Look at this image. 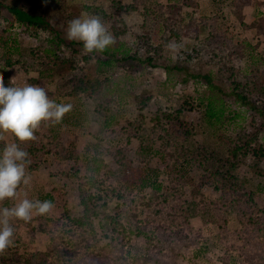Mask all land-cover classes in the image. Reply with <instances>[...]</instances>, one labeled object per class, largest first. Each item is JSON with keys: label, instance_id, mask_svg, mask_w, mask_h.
Instances as JSON below:
<instances>
[{"label": "trees", "instance_id": "1", "mask_svg": "<svg viewBox=\"0 0 264 264\" xmlns=\"http://www.w3.org/2000/svg\"><path fill=\"white\" fill-rule=\"evenodd\" d=\"M140 1L144 8L145 24L160 28L162 33L175 38L182 37L181 26H187L183 9L197 6L194 0H169L166 5L158 0ZM60 2L64 9L68 0ZM227 2L233 18L241 27L258 37L264 36V3L261 0ZM3 8L18 23L28 26L44 24L51 30L55 29L48 20L27 11L19 0H0V9ZM65 8L68 10V7ZM248 8L253 9L255 14L251 23L246 20ZM69 10L78 12L74 19L81 18L78 6L76 10L71 7ZM199 26L207 32V36L198 34L194 38L191 55L188 54L186 58L192 63L203 61L217 66L219 73L225 74L227 82L233 87L230 96L264 120V55L260 52L264 42L254 46L247 39L237 42L228 34L226 18L220 14L202 20ZM120 32L115 34L118 38L125 34L124 31ZM15 45L9 47L0 38V75L4 77L6 87L10 86V71L17 66H26ZM164 46L155 49L157 54ZM104 53L107 54L108 50L105 49ZM49 54L50 51L46 50L44 64L42 62L41 65L46 70H54L55 63ZM236 59L243 62L242 67H236ZM48 62L53 63L52 68L48 67ZM149 62H152V58ZM202 78L212 92L203 101L204 123L213 131L212 137L215 138L212 146L194 145L193 134L183 121L184 109L161 110L152 121L147 122L142 117L150 98L141 99L138 107L141 118L128 123L124 131L128 137L141 140V160H150L155 154H160L165 169L147 167L139 175L126 176V165L119 163V169L113 170L100 158L101 144L98 141L90 142L82 156L77 157L82 158L87 167L86 176L79 180L82 207L79 215H65L57 228L52 226L53 220L48 213L38 215L35 209L30 221L12 218L9 221L14 230L12 242L0 252V264H199L200 258L206 255L207 245L203 236L193 237L191 220L202 217L216 224L220 238L228 241L232 214L239 222L237 236L240 244L219 257V262L264 264V208L257 207L258 192L246 190L236 175L238 163L250 154L257 159L264 158V145L259 134H254L249 140L244 136L233 139L221 133L225 121L237 118L238 114L236 111L227 113L223 99L214 95L215 91L222 94L223 91L214 84L212 76ZM69 86V96H84L95 101L101 88L104 89V85L98 81L79 77H75ZM98 106L103 108L101 103ZM106 110L105 107L104 112ZM34 134L35 140L24 143L12 134L20 149L28 153L25 168L31 174L39 172L49 157L63 160L72 158L63 153L61 131L51 128L49 121H42ZM6 145L5 133L0 131V152ZM196 171L200 174L197 184L193 180ZM164 175L165 179H162ZM258 177L264 180V172L260 171ZM24 185H19L14 199L0 202V210L16 205ZM208 187L220 194L217 201L205 195L204 190ZM147 191L148 195H139V192L143 194ZM194 197H199V200ZM127 199L131 207L122 208L121 202ZM141 208L150 210L153 218L143 221ZM108 209L112 210L109 223L98 227L96 219ZM35 223H38V231L48 237L50 250L23 254L20 230L26 228L33 232L36 230ZM132 233L143 238L147 245L145 252L138 254L135 260L128 249Z\"/></svg>", "mask_w": 264, "mask_h": 264}, {"label": "rangeland", "instance_id": "2", "mask_svg": "<svg viewBox=\"0 0 264 264\" xmlns=\"http://www.w3.org/2000/svg\"><path fill=\"white\" fill-rule=\"evenodd\" d=\"M194 1L197 3L196 8L183 9L187 26H181L180 38L145 24L144 8L140 0H68L64 9L60 0H19L32 15L48 20L54 30L44 24L28 26L18 23L6 9H0V38L9 47L15 44L18 46L26 65L14 67L10 71L11 80L16 77L13 83H30L43 87L50 100L70 106V110L59 122L49 120V125L61 131L62 151L72 158L63 160L49 157L35 174L25 168L29 183L24 185L16 204L24 199L33 202L51 201L54 207L48 215L55 228L59 227V221L65 215L78 216L82 210L79 180L86 176L87 167L82 158L77 157L82 156L90 142L98 141L101 144L100 158L113 170L119 169V163L126 165V176L139 175L147 167L163 171L165 166L160 154H155L150 160H141V140L128 137L124 131L128 123L141 118L138 110L141 99L150 98L142 117L147 122L152 121L161 110L184 109L183 121L193 134L194 145L212 146L215 139L212 137L213 131L204 123L203 101L212 94L209 85L202 78L205 75H211L214 84L223 91V94L215 91L214 95L223 99L227 113L236 111L238 114L237 118L225 121L221 133L233 139L244 136L249 140L254 134H259L261 144L264 145V120L258 113L247 106H241L230 96L233 87L227 82V76L220 74L217 66L203 61L192 63L186 58L188 54L191 55L194 38L198 34L207 36L199 23L217 14L226 18L227 32L237 42L247 39L254 46L264 42V36L258 37L241 27L233 18L227 0ZM261 1L264 3V0ZM158 2L166 5L169 0ZM77 6L81 17L83 14L99 16L114 36L115 42L106 48L107 54L104 51L88 53L82 42L68 39L69 22L78 15V12L73 13L69 7L76 10ZM246 17L248 23L255 19L253 9L246 10ZM120 30L125 34L118 38L115 34L122 33ZM170 44L174 47H169ZM161 45L165 46L157 54L155 49H159ZM46 50L50 51L51 60L55 63L53 66V63L48 62V67L53 66L54 70L42 68ZM260 52L264 55V44ZM234 64L237 68L243 66L240 59H236ZM262 71L264 72V64ZM75 77L98 81L104 85V89L101 88L97 94L96 101L84 96L74 98L68 95L69 83ZM105 107L107 110L104 112ZM4 133L8 144L15 143L10 132ZM260 171L264 172V158L257 159L254 154H250L238 163L236 175L246 190L258 192L257 207L264 208V180L258 177ZM193 176L194 183L197 184L200 174L196 171ZM162 179H165V175ZM204 193L213 201L220 198V194L213 188L205 189ZM148 194V191L143 194L139 192L141 196ZM194 199L199 200V197ZM121 207H131L130 200L122 201ZM111 213L112 210L108 209L96 219L98 227L109 223ZM140 214L143 221L153 218L152 212L146 208H141ZM191 225L193 237L203 236L207 245L206 255L200 258L199 264H221L219 257L240 244L237 236L239 222L235 214L230 218L231 237L228 241L220 238L216 224L202 217L193 218ZM35 227L33 232L26 228L20 230L23 254L50 250L48 237L38 231V223H35ZM146 247L143 238L131 234L128 249L134 260L138 254L145 252Z\"/></svg>", "mask_w": 264, "mask_h": 264}, {"label": "clouds", "instance_id": "3", "mask_svg": "<svg viewBox=\"0 0 264 264\" xmlns=\"http://www.w3.org/2000/svg\"><path fill=\"white\" fill-rule=\"evenodd\" d=\"M67 36L69 40L80 41L86 52L104 51L115 42L114 36L99 17L83 14L81 18L69 22ZM169 47H174L169 45ZM10 82L6 87L4 77L0 75V131L12 133L19 142L36 139L35 130L42 121L59 122L70 106L57 104L50 100L43 87L34 84L17 85ZM28 153L12 143L0 152V202L14 199L21 183H29L25 167ZM51 201H30L24 199L12 208L0 210V252L10 246L13 228L12 218L25 222L36 214L45 215L53 209Z\"/></svg>", "mask_w": 264, "mask_h": 264}]
</instances>
